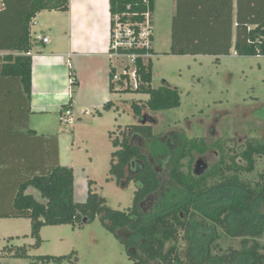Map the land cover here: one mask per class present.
<instances>
[{
  "label": "trees",
  "instance_id": "trees-1",
  "mask_svg": "<svg viewBox=\"0 0 264 264\" xmlns=\"http://www.w3.org/2000/svg\"><path fill=\"white\" fill-rule=\"evenodd\" d=\"M0 2V53L3 52L0 54V184L4 185L0 193H13L7 200L10 210L0 213V217L28 219L33 248L40 245V231L45 226L81 228L98 219L122 244L131 264H264V253L255 243V238L264 232V221L258 214L259 208L264 206V182L252 187L240 182L237 175L233 179H224L222 185L229 186L232 196L213 206L208 189L180 178L177 161L183 154L185 143L178 141L176 149L169 151L153 135L152 124L156 119L142 115L143 108L157 112L180 105L177 88L166 82L158 88L151 87V59L135 61L138 86L132 93L148 96L142 107L136 103L129 106L140 123L128 125L127 130L122 131L121 139H111L113 132L109 133L115 150L110 155L107 181L111 179L119 187L131 181L136 184L131 207L122 211L111 209L95 190L92 181L87 182L85 201L75 202L73 171L58 163L57 136L37 135L28 126L31 114L30 53L34 44L31 25L42 11H67L69 1ZM108 2L110 26L115 16L121 21L140 24L147 7L152 13L153 0ZM232 3V0L210 5L194 3L190 6L198 8V11L193 12L182 8L180 0H177V12L172 18L171 50L166 55H229L233 48L238 56H264V0H236L234 11ZM141 52L144 53L143 50ZM149 52L153 54L152 48ZM111 73L113 71H110V77ZM70 77L74 79L71 85L76 86L72 72ZM110 90L118 92L113 83H110ZM123 92L129 91L124 89ZM111 105V102L105 104L103 110ZM65 107H62L61 114ZM132 135L146 143L147 149L132 145ZM255 156H264V145L249 144L243 155L245 165L240 170L252 172ZM148 157L152 160L162 157L167 163L161 170L168 172V184L164 183L162 172L146 162ZM131 164L139 174L125 184L127 167ZM165 185L166 190H163ZM30 187L39 193L42 202L26 193ZM0 201H3L1 197ZM204 218L220 227L225 236L240 238L242 242L251 240V245L246 249H228L220 255L206 250L207 253L201 256L206 234L202 233L195 240L194 234L196 230L204 229L201 223ZM83 220L85 224L82 225ZM180 241L185 245L182 251ZM7 253L9 257L27 258L30 264H65L74 255L72 252L68 256L30 257L25 247L12 248Z\"/></svg>",
  "mask_w": 264,
  "mask_h": 264
},
{
  "label": "rangeland",
  "instance_id": "rangeland-1",
  "mask_svg": "<svg viewBox=\"0 0 264 264\" xmlns=\"http://www.w3.org/2000/svg\"><path fill=\"white\" fill-rule=\"evenodd\" d=\"M171 41L172 19L153 17L154 53L150 58L151 87L158 88L162 82H166L177 88L180 105L174 109L157 112L143 108L142 115L156 119L152 124V132L157 140L173 134L177 142L185 143L183 154L177 161L180 178L185 179L187 183L198 184L202 189H208L211 195L209 200L213 202V206H216L232 196L229 186L222 185L224 179L236 178L233 176L236 167L244 166L239 162L236 153L241 143L240 139H248L255 144L264 145V128L251 120L254 114L264 118V56H238L233 48L230 49L229 55H166L171 50ZM118 90L113 100L126 101L123 103L128 107L132 103L142 107L147 99V95L132 93L129 87V92H123L121 87ZM65 109L68 108H63ZM130 109L119 113L113 112L110 117L115 118L116 121H113V126L110 124L109 128L104 126L103 129L99 128L98 122L89 119H85L82 124L74 128L73 121L65 124L59 121L60 116L58 119L57 116H52L53 114L33 118V121L37 119L42 120L43 123L47 120L48 128L54 132L59 126L62 131L78 134L79 140L83 142L79 145L80 155L84 154L85 149L90 154L89 157L93 161L90 168L101 188V196L106 200L108 207L119 211L131 207L136 184L129 182L127 186L119 187L114 181L108 183L106 178L109 176L110 155L114 152L108 140V133L114 131L111 139H121L123 136L121 133L127 130L128 125L140 123L139 118H136ZM215 120L218 124L215 128L216 133H213L211 128ZM117 126L120 127L117 129ZM223 142L227 144L228 150L224 149L225 152L222 154L220 146ZM189 145L193 146L189 147ZM202 158L201 167L205 164L203 167L205 171L197 176L194 169L196 162ZM234 161L240 164L236 166L232 163ZM226 166L232 168L233 175L229 172L227 176L226 173H221L227 169ZM162 174L164 183L168 184V172L163 171ZM235 175L240 182L252 187L264 182V157L254 159L252 172L242 171ZM261 175L263 179L260 178ZM3 187L4 185L0 184V189ZM166 187L165 185L163 190H166ZM34 192L37 193V200L40 201L38 192L36 190ZM12 194L11 191L0 193L3 200L0 201V213L5 214L10 210L8 201ZM258 214L262 215L261 221H264V206L259 208ZM201 223L204 229L198 230L199 233L196 230L194 234V240L202 233L206 234V239L203 241L204 253L201 256L207 253L206 250L214 255H220L228 249L239 250L243 247L246 249L252 243L251 240L242 242L240 238L225 236L223 230L208 219H202ZM79 227L45 226L40 231V245L33 248L34 240L30 238L28 219L0 217V255L8 254L7 252L12 248L15 250L25 247L26 254L30 257L68 256L74 252L71 261L65 264H131L122 244L101 225L98 219ZM255 243L258 244L260 252L264 253V232L255 238ZM179 246L182 251L184 242L180 241ZM0 264H30V260L6 255L0 257Z\"/></svg>",
  "mask_w": 264,
  "mask_h": 264
},
{
  "label": "crops",
  "instance_id": "crops-1",
  "mask_svg": "<svg viewBox=\"0 0 264 264\" xmlns=\"http://www.w3.org/2000/svg\"><path fill=\"white\" fill-rule=\"evenodd\" d=\"M68 1L67 11H42L35 16L31 25V38L34 44L30 53L31 114L28 126L37 135L57 136L58 163L72 169L73 198L75 202L81 203L86 199L88 181H92L95 190L101 193V188L93 176L94 172L90 168L93 163L90 154L85 149L84 154L80 155L79 145L83 142L79 140L76 132L62 131L58 125L54 132L48 128L47 120L43 123L42 120L33 121V118L53 114L52 116L59 119L62 107L66 105L71 111L74 128L85 119H89L98 122L99 128L103 129L104 126L109 128L110 124L113 126V121H116L110 117L113 112L128 111L129 107L123 103L126 101H114L113 96L116 92L112 93L110 90L108 51L111 18L108 0ZM219 2L228 0H180L182 8L191 9L193 12L198 11V8L190 6L194 3L210 5ZM232 2L234 11L236 0ZM176 12L177 0H153L152 28L153 17L172 19ZM43 38H47L46 43L42 41ZM71 72L75 76L76 86L71 85L74 81L70 77ZM109 102L113 105L103 110L104 105ZM38 121L39 124L36 126ZM111 132L114 131L109 133ZM109 133L108 140L111 143ZM108 178L109 176L106 179ZM112 181L110 179L108 183ZM26 193L37 200V193L33 188H27Z\"/></svg>",
  "mask_w": 264,
  "mask_h": 264
},
{
  "label": "built area",
  "instance_id": "built-area-1",
  "mask_svg": "<svg viewBox=\"0 0 264 264\" xmlns=\"http://www.w3.org/2000/svg\"><path fill=\"white\" fill-rule=\"evenodd\" d=\"M33 24V22H32ZM153 28L151 25V11L149 7L144 13L142 23H132L130 21H121L115 16L110 26V42L108 57L110 60L111 83L116 86L115 90L129 89L135 90L138 86L136 76V59H150L152 54L149 50L152 48ZM44 43L47 38H43ZM144 51L141 52V51ZM124 86V87H123ZM61 122L71 123V112L69 109L62 111L60 115Z\"/></svg>",
  "mask_w": 264,
  "mask_h": 264
},
{
  "label": "flooded vegetation",
  "instance_id": "flooded-vegetation-1",
  "mask_svg": "<svg viewBox=\"0 0 264 264\" xmlns=\"http://www.w3.org/2000/svg\"><path fill=\"white\" fill-rule=\"evenodd\" d=\"M251 120L253 121V122H255V123H258L259 125H260V127H263L264 128V118L263 117H261V116H259V115H257V114H255V115H253L252 117H251ZM218 123H217V120H215L214 121V125H212V128H211V131H213V133H216V130H215V128H216V125H217ZM241 140V143H240V145H238L239 147H238V149H237V151H236V153L238 154V158H239V162H242L244 165H245V162H244V160H243V155L248 151V147H249V144L250 143H254V141H250V140H248V139H240ZM158 141H160V142H162L163 144H164V146L169 150V151H171V152H173L175 149H176V145H177V140H176V137H174L173 136V134H169V135H167V136H165V139H160V140H158ZM131 142H136L137 144L135 145V144H132V145H135V146H137V147H141V148H146V146H147V144L146 143H144L138 136H136V135H132L131 136ZM202 147V146H201ZM227 148V144H225L224 142L222 143V146H220V152L222 153H224L225 152V150H228V149H226ZM229 148V147H228ZM231 148V147H230ZM147 149V148H146ZM225 149V150H224ZM218 153V152H217ZM220 153V154H221ZM222 153V154H223ZM221 156V155H220ZM256 158H257V156H255ZM261 157H264V156H261ZM202 160H203V158L202 159H199L197 162H196V168L194 169V173H195V175H197V176H199V175H201L202 173H204V171H205V169H203V167H205V164H204V166L203 167H201V163H202ZM146 162H148L151 166H153V168L156 170V171H160L161 172V168L163 167V166H166V164L167 163H165V162H163V158L161 157V158H159V159H157V160H152V158H150V157H148L147 158V161ZM237 163L236 161H234V162H232V163H235V165L236 164H240V163ZM237 166V165H236ZM144 166H142V168H143ZM226 170L225 171H223V172H221V173H226V176H227V174H228V172L229 173H232V175H233V171H232V168H230V167H228V166H226ZM134 169V167H133V164H131V165H129L128 167H127V177H126V179H128V181H129V179H133V178H135L138 174H139V171L138 170H133ZM236 169H237V171L235 172V174H238L239 172H242L241 170H240V167L238 168V167H236ZM234 174V175H235ZM233 175V176H234ZM225 179H233V178H230V177H226ZM131 182H133V181H131ZM134 183V182H133ZM135 184V183H134Z\"/></svg>",
  "mask_w": 264,
  "mask_h": 264
},
{
  "label": "water",
  "instance_id": "water-1",
  "mask_svg": "<svg viewBox=\"0 0 264 264\" xmlns=\"http://www.w3.org/2000/svg\"><path fill=\"white\" fill-rule=\"evenodd\" d=\"M127 181H128V179H125V184H126ZM81 224H82V225L85 224V220H83V221L81 222Z\"/></svg>",
  "mask_w": 264,
  "mask_h": 264
}]
</instances>
